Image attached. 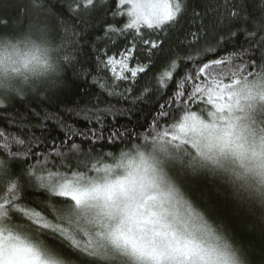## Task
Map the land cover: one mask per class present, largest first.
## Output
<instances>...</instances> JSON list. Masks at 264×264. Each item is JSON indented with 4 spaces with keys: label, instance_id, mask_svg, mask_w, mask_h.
Returning <instances> with one entry per match:
<instances>
[{
    "label": "snow or ice",
    "instance_id": "6c2138e0",
    "mask_svg": "<svg viewBox=\"0 0 264 264\" xmlns=\"http://www.w3.org/2000/svg\"><path fill=\"white\" fill-rule=\"evenodd\" d=\"M14 7L0 16V264H249L211 214L213 192L197 201L185 184L227 185L264 225V0ZM186 18L196 30L157 66ZM93 21L113 46L124 40L95 75L76 55ZM68 71L91 76L90 102L59 101ZM151 96L147 131L119 122Z\"/></svg>",
    "mask_w": 264,
    "mask_h": 264
},
{
    "label": "trees",
    "instance_id": "16d2710c",
    "mask_svg": "<svg viewBox=\"0 0 264 264\" xmlns=\"http://www.w3.org/2000/svg\"><path fill=\"white\" fill-rule=\"evenodd\" d=\"M18 2H20V0H0V16H14L16 13L14 5ZM23 2L26 3L27 0H23ZM206 3H209V0H190L191 6L196 7L197 10L200 11L204 10V5ZM213 22L214 17L212 14H209L205 19V24L211 26ZM93 23L95 27L89 29V35L86 41H81V50L76 53V55L78 59L83 62V66L86 67L92 75H95L97 56L103 57L104 51L112 55L122 50L124 47V40L123 37H121L117 41V44L113 46L111 42L106 41L104 38L103 30L100 25L95 21H93ZM189 30L195 31L196 27L190 25L186 18L182 21L181 26L171 34L170 39L164 46V52L158 54L159 58L156 60L157 66L164 61L169 48H175L179 41L184 39L185 33ZM96 37H100V39H96ZM241 39H243V37H241ZM141 59H143V57H141ZM77 67L79 68L80 65L78 64ZM155 71L156 69H153L152 72L148 73L147 77L142 76L140 78L137 91H139V88L143 86L146 80L151 77ZM53 91L57 93L59 101L87 103L92 100L94 94L98 92V89L93 85L91 76H76L71 71H68L65 74L63 82L56 89H53ZM159 102L163 101L160 100ZM57 103V100H53L51 102V107L55 109ZM157 104L158 101L155 96L146 98L143 103L137 105L139 110L132 117L131 122L124 118H121L119 122L121 124H129L130 127H135L137 131H147V124L151 121ZM17 106L21 109L24 107L20 104ZM140 125H144V127L141 128L139 127ZM80 126H83L82 122ZM37 134H39V132H37ZM54 134L58 136L62 135L58 131ZM120 147H124V145L121 144L112 150L118 151ZM192 182L196 187L194 192L200 193V200L205 192H213L214 197L211 203L214 207L211 210V214L215 218H219L225 222L232 234L234 243L241 249L243 248L240 240L236 239V235L243 240V242L251 245L253 250L257 252L249 258L246 255L249 264H264V232H262L264 225H261L259 220L261 214L259 206L237 200L233 197L230 189L229 192L231 195H228L229 192L226 189V187L228 188L227 185L219 184L209 177H200V180L194 179ZM211 188L214 190H210ZM217 188H219V191H216ZM186 190L189 191V193L191 192L188 188ZM190 195H192V193ZM254 259L256 261H253Z\"/></svg>",
    "mask_w": 264,
    "mask_h": 264
},
{
    "label": "rangeland",
    "instance_id": "374dc122",
    "mask_svg": "<svg viewBox=\"0 0 264 264\" xmlns=\"http://www.w3.org/2000/svg\"><path fill=\"white\" fill-rule=\"evenodd\" d=\"M200 180V177H195V178H187V182L185 184L186 186V189L188 188L191 192L190 194L192 193V198L194 200H197V201H200V193H195L194 190H196V187L194 185V183L192 182V180ZM227 191L229 192V188H227ZM210 190H214L213 188H211ZM228 195H231L230 192L228 193ZM248 205V204H247ZM249 206V205H248ZM236 239L240 240V243L242 244L241 246L243 247V252L245 253L246 252V255L248 256V258L250 256H252L253 254L257 253L256 251L253 250L252 246L251 245H248L246 242H243V240H241L239 237H237L235 235ZM253 261H256L255 259Z\"/></svg>",
    "mask_w": 264,
    "mask_h": 264
}]
</instances>
